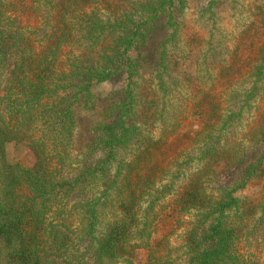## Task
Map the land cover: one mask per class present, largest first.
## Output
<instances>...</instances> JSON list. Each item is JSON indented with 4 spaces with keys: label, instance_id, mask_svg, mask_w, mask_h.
<instances>
[{
    "label": "trees",
    "instance_id": "1",
    "mask_svg": "<svg viewBox=\"0 0 264 264\" xmlns=\"http://www.w3.org/2000/svg\"><path fill=\"white\" fill-rule=\"evenodd\" d=\"M183 3L0 0V264H133L138 249L144 264H254L239 244L264 228V197L240 193L264 175V150L254 151L264 142V40L258 57L214 78L225 92L237 84L230 99L199 90L204 134L161 165L184 122L175 100L189 94L187 69L177 70L189 59L179 51ZM105 82L116 89L101 100L92 87ZM252 104L262 125L248 124L251 151L222 143L234 108ZM9 142L29 149L32 166L6 162ZM243 163L238 181L211 190L219 164ZM169 214L188 227L177 249L155 232Z\"/></svg>",
    "mask_w": 264,
    "mask_h": 264
},
{
    "label": "rangeland",
    "instance_id": "2",
    "mask_svg": "<svg viewBox=\"0 0 264 264\" xmlns=\"http://www.w3.org/2000/svg\"><path fill=\"white\" fill-rule=\"evenodd\" d=\"M183 7L184 15L181 22L183 29L181 33L185 36L184 41L187 46L182 47L183 44H179V51L185 49L183 54H187L189 59H183L186 64L179 65L177 70L181 71L184 67L187 69L186 72L190 76L189 94L187 96L186 89H183L179 91L175 100L174 105H179H176L177 109H175L177 118L182 119L184 122L175 131L169 143L159 150L162 155L158 156V163L161 165L165 164L169 156L175 153H177L176 159L184 158V155L189 153L194 138L196 140L200 132L202 133V130H204L205 122L199 119V116L195 113L197 110L193 108L195 101L203 100L205 96L199 90L202 89L206 93L207 88L213 85V91L215 94L220 95L221 102L230 99L231 92L238 91L237 84H234L225 92L220 87L223 86V81L217 82L220 86H216L214 78L216 79L225 74L226 70L232 71L235 68V66L224 68L225 66L237 63L238 60L258 57L257 48L264 40V0H184ZM207 8L209 10H206ZM205 10L213 13L212 18L210 17L209 20H207V15L203 13ZM174 55L176 54L174 53ZM177 61L180 63L182 60L177 59ZM114 89H116L114 83L105 82L93 86L92 92L102 100L108 97ZM181 97L185 98V103L179 102ZM254 108L257 111L253 113ZM259 108L260 106L252 104L249 112L245 110L241 115L235 113L237 108L232 109L236 115L233 121H235V118H238L239 121L235 122L236 126L233 129H226L221 132L220 141L222 143L238 142L241 143L243 151H251L246 133L249 127L248 124L250 125L252 121H259ZM250 115H252L251 120L249 119ZM260 125L262 124L259 121L257 126ZM256 139L261 140L262 138L256 136ZM4 150L5 160L8 163H18L25 167H30L34 163L33 155L23 145L9 142L5 144ZM263 150L264 142L254 148L255 155ZM182 153L183 156H181ZM245 168L244 163L234 167L219 164L215 172L216 177L212 179L209 185L211 190L218 186L232 185L240 179ZM263 186L264 175H261L260 178L248 182L240 193V197L249 199L253 203L258 202L260 193L264 197ZM263 201L264 199L260 202ZM171 218L173 219L172 223ZM174 219V215L169 214L167 217L162 218L160 222L158 221L155 228L157 236L168 235L169 241L167 244L171 249L179 247L183 233L188 228L184 225L175 224ZM249 225L252 226L251 223ZM262 231H264L263 227H255L253 231L244 235L239 244L242 254L248 256L251 263L254 264H264V237L261 235ZM132 257L133 264H144L146 251L143 249L135 250Z\"/></svg>",
    "mask_w": 264,
    "mask_h": 264
}]
</instances>
